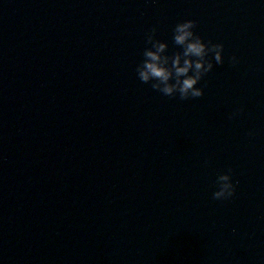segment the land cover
<instances>
[{
  "label": "water",
  "instance_id": "obj_1",
  "mask_svg": "<svg viewBox=\"0 0 264 264\" xmlns=\"http://www.w3.org/2000/svg\"><path fill=\"white\" fill-rule=\"evenodd\" d=\"M186 20L224 62L182 98L139 69ZM0 261L264 264V3L0 0Z\"/></svg>",
  "mask_w": 264,
  "mask_h": 264
},
{
  "label": "clouds",
  "instance_id": "obj_2",
  "mask_svg": "<svg viewBox=\"0 0 264 264\" xmlns=\"http://www.w3.org/2000/svg\"><path fill=\"white\" fill-rule=\"evenodd\" d=\"M264 3V0H261ZM195 20H186L178 23L175 27V42L184 46L183 54H177L173 60L172 66L169 67V57L162 56L167 48L166 43L156 42L153 47L155 50H148L146 56L148 60L139 69L140 78L147 82L153 78L160 81L155 87L160 88L167 95H174L177 91L182 98L199 97L203 95V90L196 87L201 78L210 72L214 65L209 59L210 53H215V61L217 63L224 62V45L212 44L209 47L204 39L196 34ZM195 58V59H193ZM232 62L237 63V57H232ZM195 69V73L190 72ZM175 75L176 83H170ZM220 191L215 193L217 199L229 198L235 195L236 185L232 182L230 174H224L219 177ZM2 264V261H0Z\"/></svg>",
  "mask_w": 264,
  "mask_h": 264
}]
</instances>
